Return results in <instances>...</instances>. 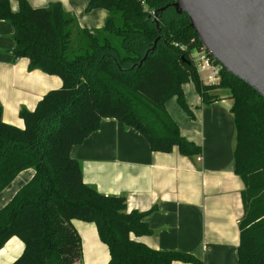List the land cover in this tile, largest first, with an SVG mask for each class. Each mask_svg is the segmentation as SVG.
I'll return each mask as SVG.
<instances>
[{
    "label": "trees",
    "instance_id": "obj_1",
    "mask_svg": "<svg viewBox=\"0 0 264 264\" xmlns=\"http://www.w3.org/2000/svg\"><path fill=\"white\" fill-rule=\"evenodd\" d=\"M10 1L0 0V21L15 30L17 57L62 82L33 111H19L23 129L5 124L0 110V192L21 172L34 171L0 209V250L14 238L23 245L11 264H81L74 222L96 227L109 264H201L190 255L132 241L131 235L151 234L146 214L127 212L124 197L105 196L86 185L80 163L70 157L104 119L135 130L152 152L176 149L190 159L200 156V146L181 136L166 110L175 98L193 119L182 92L187 83L204 106L218 100L212 91L230 94L234 174L244 185L237 260L264 264V100L223 69L218 84L203 85L190 59L201 45L187 17L171 8L172 0H89L86 12H108L103 28L94 31L80 29L59 5L34 9L26 0H14L18 10L12 12Z\"/></svg>",
    "mask_w": 264,
    "mask_h": 264
},
{
    "label": "crops",
    "instance_id": "obj_2",
    "mask_svg": "<svg viewBox=\"0 0 264 264\" xmlns=\"http://www.w3.org/2000/svg\"><path fill=\"white\" fill-rule=\"evenodd\" d=\"M26 1L34 9L59 5L75 18L80 29L88 31L103 28L108 17L102 9L86 12L89 0ZM10 9L17 12L16 1H10ZM14 36L12 25L0 21V110L5 124L23 129L19 111H33L62 82L31 68L28 59L17 57ZM207 74L198 72L202 83ZM182 92L193 119L179 108L175 98L166 103V110L181 136L200 146V156L190 159L176 149L171 153L152 152L135 130L104 119L96 132L71 149L70 157L80 163L86 185L105 196L124 197L127 212L146 214L144 222L151 234L131 235L132 241L158 252L187 254L201 264H238L244 185L234 174L230 95L224 89L212 91L209 94L218 100L204 106L192 83L183 85ZM33 175L32 169L21 172L0 192V209ZM73 225L81 240V264H109L108 249L100 242L96 227L82 222ZM22 251L18 239L9 240L0 250V264H11Z\"/></svg>",
    "mask_w": 264,
    "mask_h": 264
},
{
    "label": "water",
    "instance_id": "obj_3",
    "mask_svg": "<svg viewBox=\"0 0 264 264\" xmlns=\"http://www.w3.org/2000/svg\"><path fill=\"white\" fill-rule=\"evenodd\" d=\"M170 6L187 17L202 49L220 68L264 100V0H175Z\"/></svg>",
    "mask_w": 264,
    "mask_h": 264
},
{
    "label": "built area",
    "instance_id": "obj_4",
    "mask_svg": "<svg viewBox=\"0 0 264 264\" xmlns=\"http://www.w3.org/2000/svg\"><path fill=\"white\" fill-rule=\"evenodd\" d=\"M175 0H172L174 2ZM190 59L195 66L197 72H207L208 74L203 80L205 86L215 85L219 82L220 66L213 63V59L201 47L200 50H194L190 54Z\"/></svg>",
    "mask_w": 264,
    "mask_h": 264
},
{
    "label": "rangeland",
    "instance_id": "obj_5",
    "mask_svg": "<svg viewBox=\"0 0 264 264\" xmlns=\"http://www.w3.org/2000/svg\"><path fill=\"white\" fill-rule=\"evenodd\" d=\"M227 94H229V92H227ZM230 95V94H229Z\"/></svg>",
    "mask_w": 264,
    "mask_h": 264
}]
</instances>
